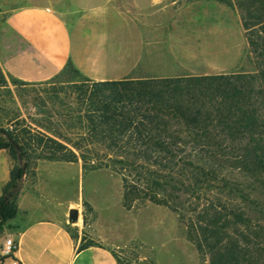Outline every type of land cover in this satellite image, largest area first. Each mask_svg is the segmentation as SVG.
<instances>
[{"label":"trees","instance_id":"1","mask_svg":"<svg viewBox=\"0 0 264 264\" xmlns=\"http://www.w3.org/2000/svg\"><path fill=\"white\" fill-rule=\"evenodd\" d=\"M248 1L254 71L96 81L68 61L58 76H69L76 108L56 114L72 119V135L38 120L22 127L19 116L0 127V149L15 161L0 196V239L18 216L35 159L82 160L85 169L112 162L123 174L124 204L169 207L209 264H264V0ZM8 85L0 65V87ZM96 244L84 238L79 249Z\"/></svg>","mask_w":264,"mask_h":264},{"label":"crops","instance_id":"2","mask_svg":"<svg viewBox=\"0 0 264 264\" xmlns=\"http://www.w3.org/2000/svg\"><path fill=\"white\" fill-rule=\"evenodd\" d=\"M0 6L6 14L0 65L7 77L48 80L70 60L95 80L231 72L218 69L223 59L192 63L218 53L212 35L222 30L216 21L224 5L217 0H0ZM186 60L188 69H175ZM110 62L112 71L99 69ZM11 162L7 149H0L4 173ZM67 224L48 216L12 222L0 242L11 233L18 247L4 264H118L105 245L79 249Z\"/></svg>","mask_w":264,"mask_h":264},{"label":"rangeland","instance_id":"3","mask_svg":"<svg viewBox=\"0 0 264 264\" xmlns=\"http://www.w3.org/2000/svg\"><path fill=\"white\" fill-rule=\"evenodd\" d=\"M232 2L233 6L222 2V19L216 21L222 30L211 36L212 40L218 41V53L211 58L194 59L192 63L207 65V60L218 58L225 62L219 70L254 71L243 26V17L247 13L245 7L249 1ZM240 2L245 6H239ZM5 20L6 14L0 6V49L5 48ZM75 54L79 55V52ZM111 62L104 68L99 65V69L112 71ZM188 63V60L184 64L179 62L183 67L175 63V69H188ZM58 74L48 80L20 86L13 84L12 77L6 76L9 85L0 87V127L8 126L10 120L19 116L22 127L29 124L38 127L35 124L38 120L72 135V119L61 118L56 112L63 110L69 113L75 109L77 92L66 81L68 75L59 77ZM55 97L65 101L64 106L60 100H53ZM100 151L107 153L106 150ZM10 158L11 167L6 166L5 173L0 167V184L9 177L15 164L11 155ZM124 193L123 174L112 162L108 167L85 169L82 160L35 159L19 195L18 216L12 222H27L42 216L66 222L69 220L67 209L73 203L75 206L72 208L80 210V219L69 225L78 235L80 243L85 238L111 248L120 264H209V257H204L188 239L176 212L148 200H136L128 207L124 204Z\"/></svg>","mask_w":264,"mask_h":264},{"label":"built area","instance_id":"4","mask_svg":"<svg viewBox=\"0 0 264 264\" xmlns=\"http://www.w3.org/2000/svg\"><path fill=\"white\" fill-rule=\"evenodd\" d=\"M18 247L17 241L13 234L7 233L4 235L3 240L0 242V255L9 257L14 254Z\"/></svg>","mask_w":264,"mask_h":264},{"label":"water","instance_id":"5","mask_svg":"<svg viewBox=\"0 0 264 264\" xmlns=\"http://www.w3.org/2000/svg\"><path fill=\"white\" fill-rule=\"evenodd\" d=\"M80 219V210L78 208H71L69 212V224L77 223Z\"/></svg>","mask_w":264,"mask_h":264}]
</instances>
